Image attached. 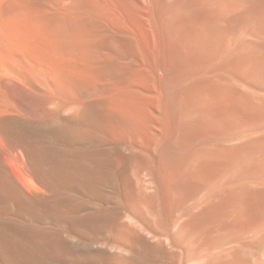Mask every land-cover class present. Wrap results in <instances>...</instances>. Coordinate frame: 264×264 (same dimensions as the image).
Segmentation results:
<instances>
[{
  "label": "bare ground",
  "instance_id": "1",
  "mask_svg": "<svg viewBox=\"0 0 264 264\" xmlns=\"http://www.w3.org/2000/svg\"><path fill=\"white\" fill-rule=\"evenodd\" d=\"M49 1L0 15V74L68 115L9 128L0 264H264V0Z\"/></svg>",
  "mask_w": 264,
  "mask_h": 264
},
{
  "label": "rangeland",
  "instance_id": "2",
  "mask_svg": "<svg viewBox=\"0 0 264 264\" xmlns=\"http://www.w3.org/2000/svg\"><path fill=\"white\" fill-rule=\"evenodd\" d=\"M19 1L20 0H0V15L6 16V14L9 15L10 13L15 14L17 12L16 10H19L18 8L21 6ZM70 1L71 0L49 1L47 4L43 5L42 7H40V6L36 7L34 9V11L38 12V14L41 12L42 13H44V12L45 13L56 12L60 8L61 4L62 5L65 3L66 4L67 3L72 4L71 3L72 1L71 2ZM18 2H19V4H18ZM22 6H23V4H22ZM21 56L24 57V55L22 53H20L19 56H17V57L20 58ZM6 74H7L6 71H2V74H0V105H1L0 106V112H1L0 113V130L3 131V132H1L2 135H0V166L7 172V174L10 177L13 178L14 181L18 180V182H20L19 178H21V180L23 178V183L27 186V185H29L28 183H33L34 179L32 176H29V174L24 173L25 171H24V167H23L24 166L23 162L26 160V157H25L26 153L19 147L14 148V146H13L14 144L12 145L13 142H10V141H12L11 140L12 138L9 136V134H10L9 128L14 126V128L16 127V129L32 132L33 134H35V136L37 135L36 139L41 140L40 141L41 143H43V142L48 143V141L50 142L51 138L47 137V133L52 131V129L53 130L56 129L59 125L57 117H59L60 119H65V118L68 119V115L64 114L62 117L55 115L56 116L55 117L53 114V113H55L54 108H52V110H49V112H46V109L44 106V102H45L44 97H43V99L41 97H39V96H44V94L46 95L45 91H41V93L39 92L40 94L37 93L38 91L32 92L30 90H29L30 92L24 91L25 92L24 93L21 90L23 87L18 83H15L13 81L8 80L4 76ZM11 91H12V93H11ZM24 94L25 95L27 94L28 96L27 95L25 96ZM1 96H2L4 101H7L6 105H8L7 103L10 101L8 106L5 105V102L1 99ZM16 97H18V100ZM20 97H21V100L19 99ZM9 98H10V100H8ZM2 102H3V104H2ZM41 102H42V104H41ZM2 107H4L5 109ZM27 111H28V113H27ZM48 113H50V114L48 115ZM48 116H50L52 118H47ZM53 117H55V118H53ZM50 119H52V120H50ZM6 121L8 123L11 122V124H9L7 126L5 124ZM2 122H4V123H2ZM12 122H15L14 124H16V123L17 124L14 125ZM3 124H4V126H3ZM18 124H20V125H18ZM53 126H54V128H53ZM2 127H3V130H2ZM4 127H6V128H4ZM7 127H8V129H7ZM33 127H35V128H33ZM39 134H40V136L38 137ZM9 139H10V141H9ZM7 150H10V151H7ZM18 150H19V152H18ZM23 159H24V161H23ZM21 171H22V173L20 174ZM19 175H21V176H19ZM24 175H26V176H24ZM28 180H29V182H28ZM1 220H2V222H6V219H4V218H2Z\"/></svg>",
  "mask_w": 264,
  "mask_h": 264
}]
</instances>
